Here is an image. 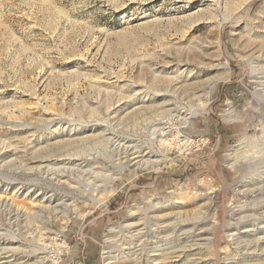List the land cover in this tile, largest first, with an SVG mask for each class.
Returning <instances> with one entry per match:
<instances>
[{"label":"rangeland","instance_id":"rangeland-1","mask_svg":"<svg viewBox=\"0 0 264 264\" xmlns=\"http://www.w3.org/2000/svg\"><path fill=\"white\" fill-rule=\"evenodd\" d=\"M217 1L218 4L210 6L204 0L1 2L0 171L6 177L37 176L25 167L32 159L43 155L61 156L67 152L96 156L111 145L98 135L107 133L104 136L107 138L113 135V130L121 137L137 136L148 145L151 124L160 117L152 108L160 101L150 98L147 101L153 106L143 111L134 110L133 99L140 86L133 83L149 85L154 92L168 87V82L152 85L149 80L153 72L164 66L172 64L168 68L171 71L179 60L181 69L194 70L188 82L196 95L203 92L205 82L210 79L212 82L206 88L210 110L180 128V139L194 141L189 149L178 140L165 147L157 142L155 149L165 152L164 160L154 167H139L127 159L128 166L111 183L108 194L103 195L106 202L97 205L90 197L76 193L81 215L72 211L67 223L51 221L42 230V240H37L36 232L28 235L22 230V239L28 244L37 243L45 248L31 247L34 255H47L43 264H104L105 252L116 251L114 242L107 241L110 227H121L130 218L131 210L137 209L139 216L148 220L147 228L152 229L156 217H152L151 204L168 202L174 195L182 197L184 203L180 209L185 214H200L210 236H214L213 243L190 250V255L182 259L184 263L188 262V257L202 253L210 260L208 264H223L227 258H239L244 252L246 242L236 243L227 219L237 205L249 207L248 213L260 212L257 205L259 198H264L242 186L244 178L252 177L264 165V155L258 157L256 151L259 150L257 144L264 141V123L261 122L264 97L258 95L262 92L264 96V89L256 78L253 59L256 54L252 52L258 39L264 37V0ZM250 38H254L251 43ZM213 62L220 65L213 67L212 64H216ZM227 72L228 81L219 76ZM116 93H122L124 109L110 127L104 126L109 130L105 132L100 126L94 137L85 135L84 120L91 109L88 105L95 101L94 112L100 110L98 113L106 117L107 106L117 105L119 95ZM150 95L153 96L151 92ZM174 95L167 99L177 101L180 109L175 112L197 103L181 89ZM148 96L139 94L142 99ZM230 106L245 121L227 123L225 113ZM52 112L58 113L60 119L44 126ZM24 122L32 125H19ZM57 124L65 126L66 130L52 131ZM227 126L236 127V134L228 133ZM71 128L72 132L78 128L72 137L67 131ZM242 137L249 139L250 146L243 148L242 162L232 166L230 152L239 147L237 144ZM18 142L35 147L26 151L17 147ZM113 156L115 160L118 154ZM9 162L11 164L4 165ZM111 166L109 169L114 170ZM155 180L163 183L162 190L154 186ZM7 183L9 180L0 175V185ZM209 198L210 202L201 208ZM174 209L177 207H172ZM8 212V207H0V221L16 229L14 223H9ZM53 236L57 241L63 240L65 247H57ZM151 236L148 235L147 243L154 240ZM248 261L241 260L240 264H255L254 260Z\"/></svg>","mask_w":264,"mask_h":264},{"label":"bare ground","instance_id":"bare-ground-1","mask_svg":"<svg viewBox=\"0 0 264 264\" xmlns=\"http://www.w3.org/2000/svg\"><path fill=\"white\" fill-rule=\"evenodd\" d=\"M3 1L12 2V0H0V4ZM217 2V0H204V3H207L209 6L216 5L218 4ZM254 38L248 39V42L251 43ZM258 41L259 43L254 45L252 48L253 51L250 50V52L252 51L254 55L256 54V56L253 57L255 61V74H257L256 78L260 80L258 82L262 86L261 88L264 89V37L258 39ZM248 54L250 55V53ZM245 57L244 55V59ZM174 64L176 65L174 66L175 69L168 71V68L172 64L164 66L158 72H153L149 79L151 84L168 82V87L166 88H160L157 92H154V90H150L149 85L133 83L134 85L137 84L140 86L136 89V95H134L136 96L132 104L134 110L143 111L153 106L147 101L150 98H153L154 101H160L152 108V112L160 117L159 119L153 118L156 122L151 124L153 125L151 128H153L150 134V145H146V142L144 144L142 139L137 136L136 138L121 137L114 134L115 130L112 129L114 131V133H112L113 135H108L109 137L107 138H104L107 133L98 135L100 138L111 142V145L104 147L96 156H91L88 153L84 155L67 152L63 155L61 154V156L57 154V156H40L37 159H32L26 164V171L30 173L34 171L37 174V176L32 178H14V175L12 178L6 177L4 172L0 171V175L9 180V183L5 186L0 185V207L9 208L7 214L9 223H14L17 226L16 229H13V226L11 227V225H7L0 221V264H43L48 258L47 255H34L35 252L33 253L31 251V247L35 248V250H38L39 247L44 250L45 248L37 243L28 244L27 241L22 239V230L25 229L28 235L36 232V236L38 235L37 240H42V230H45L47 224L51 221L62 220V222L64 221V223H67L69 221V214L72 211L81 215V210L78 206L79 201L75 196L76 193L83 194L84 197L85 195L90 197L97 205L106 202V197L103 198V195L105 196L106 193L108 194V188L111 183L115 182L124 168L128 166L126 163L127 159H130L129 163L133 160V163L139 167H154L163 161L166 155L162 149H155L157 142H159L160 147H165L178 140L180 144L184 145L187 149L190 148V145L194 141L180 139V128L186 127L188 124L192 123L193 119L197 118L203 111L207 112L210 110L208 107V104H210L208 99L209 93H207L206 88L208 87L207 84H211L212 82L210 83L211 79L205 82L202 88L203 92L196 95L195 92H191L189 88L190 82H188L193 77L194 70L188 68L181 69L182 64L181 62L179 63V60L178 63ZM219 65V63L212 64L213 67H218ZM227 67V65H224V68ZM223 73L219 76L223 80L228 81L230 79L229 73L227 72L226 75L222 76ZM118 77L119 76H117V78ZM216 78L218 80V77ZM108 83H112V80H108ZM177 89H181L188 97L192 96L191 100L197 101L196 105H194V103L188 109L183 106L182 108L184 110L182 109L181 111L175 112L176 109H180L177 101H173L172 98L171 100L167 99V97L173 96ZM202 89L200 91H202ZM149 92H151L153 96H148ZM204 92L206 93L204 94ZM110 93H113L112 89ZM143 93L148 97L145 99L140 98L139 94ZM121 94L116 93V95H119V99L115 107L113 104H110L107 106L108 108L105 109L106 112H104V114H106V117L98 113L100 110L94 112L97 109V106H95L96 109L92 107L95 101H92L88 105V108L90 107L91 109L86 113L87 117L85 118L87 119L84 120L86 122V127L83 129L85 135L94 137L96 135L95 131L100 126L104 127L112 124L114 118L124 109L122 107L123 105L121 106V102L124 99ZM258 95L264 97L262 92ZM118 106L122 108L117 109ZM227 112V120H243V117L238 115L232 106L227 109ZM59 117L61 116L54 112L51 114L50 118L47 119V123H45L44 126L52 125L53 122L60 119ZM171 120H174V123L171 122ZM261 122L262 124L264 123V116L261 118ZM19 125L30 126L32 124L24 122ZM68 128H70V126ZM63 130H66L65 126L62 127L60 124H57L52 131L59 133ZM72 130V128L67 130L70 137L78 132V128H75L74 132H72ZM104 130L107 132L109 129L104 127ZM254 139L256 138L254 137ZM254 139L252 138V142ZM248 141L249 139L247 137H242L237 144L239 147L230 152V165L233 166L242 162L244 157L242 158L240 154L243 148L250 146L247 144ZM73 142H75V140ZM15 145H12L13 149ZM28 145L27 143L21 144L18 142L17 147H23L22 149L26 151L35 147L33 144L32 146ZM257 147H259V150H256L258 152L257 156H263L264 141L258 143ZM114 154H118L115 160L113 158ZM99 158L105 161L106 164H104L102 160L100 161ZM11 161L13 163L15 160ZM9 164L11 163H4V165ZM109 166L114 170H110ZM114 166L117 168H114ZM261 167V169L256 171L255 175L243 179L242 186L245 188L244 190L264 195V165ZM12 188H14L13 192L11 191ZM21 196L23 197L20 198ZM181 198L178 195H174L168 202L163 203L161 201H154L151 204L152 209L150 211L154 213V216L151 215L152 213H150V215L156 217V222L151 225L155 226L152 229L147 228L146 225L148 224V220L144 219L142 215V217H140V212L137 209L131 210L130 218H128L121 227H110L109 233L107 234V241L114 242L116 251L105 252L104 264H208L210 260L207 259L206 256H202L204 254L201 252L200 256L195 254V256L188 257L187 263L182 261L184 256L190 255V250L200 249L199 246L203 247L204 245L213 243L214 236H210L209 228L205 227L206 225H204L205 223L202 221V216L200 214H185V212L180 209L183 206L182 203H184ZM259 201L257 209H259L260 212L248 213L249 210L247 208L249 207L245 205H237L232 210L229 219H227V223L232 231L233 239L238 244H241V242H246V244L243 245L245 250L239 258H227L223 264H240L241 260H254L255 264H264V198H259ZM209 202L210 198L206 202H203L200 207H205ZM172 207H177V210H172ZM250 207H253V205ZM198 211L202 210L199 209ZM194 228L198 230L195 233L193 231ZM151 231L153 233H151ZM151 234L152 236L150 239L153 238L154 240L147 243L149 241L148 235ZM52 239L56 242L55 244L57 247H65V242L63 240L57 241L55 236H53ZM180 242H182L183 245H181Z\"/></svg>","mask_w":264,"mask_h":264},{"label":"crops","instance_id":"crops-1","mask_svg":"<svg viewBox=\"0 0 264 264\" xmlns=\"http://www.w3.org/2000/svg\"><path fill=\"white\" fill-rule=\"evenodd\" d=\"M227 113L228 112H226L225 113V116H227ZM239 115V114H238ZM241 116V115H240ZM243 117V116H242ZM227 120V119H226ZM237 121H239V122H241L242 120H231V121H228L227 120V123H234V122H237ZM243 121H245V119L243 120ZM227 132L228 133H230L231 135H234V134H236V127H232V126H227ZM235 130V131H234ZM160 176H161V174H160ZM156 177V176H155ZM157 178H159V174L157 175ZM155 183H154V186L156 185L157 186V189L159 190H162L163 189V183L162 182H158V180H155L154 181Z\"/></svg>","mask_w":264,"mask_h":264}]
</instances>
